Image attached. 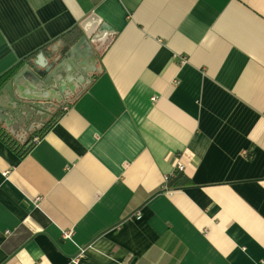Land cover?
<instances>
[{
  "label": "crops",
  "instance_id": "1",
  "mask_svg": "<svg viewBox=\"0 0 264 264\" xmlns=\"http://www.w3.org/2000/svg\"><path fill=\"white\" fill-rule=\"evenodd\" d=\"M84 34L87 78L0 122L51 123L0 138V264H264V0H0V75Z\"/></svg>",
  "mask_w": 264,
  "mask_h": 264
},
{
  "label": "water",
  "instance_id": "2",
  "mask_svg": "<svg viewBox=\"0 0 264 264\" xmlns=\"http://www.w3.org/2000/svg\"><path fill=\"white\" fill-rule=\"evenodd\" d=\"M101 30H98L100 33ZM89 35V34H87ZM86 34L71 47L56 51V57L45 61L40 53L33 61H27L0 89V122L7 128H30L40 118L39 111L53 107L51 98L70 87L72 80L84 81L90 71L89 59L94 54ZM91 41L104 44L103 33ZM97 50V48H96ZM77 73L78 75H76ZM2 111H6L3 113Z\"/></svg>",
  "mask_w": 264,
  "mask_h": 264
},
{
  "label": "trees",
  "instance_id": "3",
  "mask_svg": "<svg viewBox=\"0 0 264 264\" xmlns=\"http://www.w3.org/2000/svg\"><path fill=\"white\" fill-rule=\"evenodd\" d=\"M24 62V61H23ZM22 62V63H23ZM22 63L16 64L13 68L0 75V89L2 86L13 77V75L21 68ZM49 124H46L43 128L37 131L29 132L28 136L21 137L17 132L4 128L0 123V138L4 141L13 151H15L19 157H24L29 153L31 148L34 145L33 139L36 137H41L45 130L48 129ZM175 177H167L166 186L167 187H176L179 184L178 178L181 177L180 171H175Z\"/></svg>",
  "mask_w": 264,
  "mask_h": 264
},
{
  "label": "built area",
  "instance_id": "4",
  "mask_svg": "<svg viewBox=\"0 0 264 264\" xmlns=\"http://www.w3.org/2000/svg\"><path fill=\"white\" fill-rule=\"evenodd\" d=\"M35 140H37V138H35ZM71 235H72V231L71 230L64 231V233H63V237L64 238H70ZM81 254H82V250H80L75 257L71 258L70 264H77L78 259H79V257H80Z\"/></svg>",
  "mask_w": 264,
  "mask_h": 264
}]
</instances>
